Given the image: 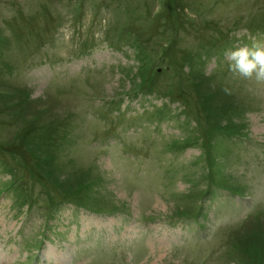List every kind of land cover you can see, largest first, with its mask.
<instances>
[{
	"label": "rangeland",
	"instance_id": "374dc122",
	"mask_svg": "<svg viewBox=\"0 0 264 264\" xmlns=\"http://www.w3.org/2000/svg\"><path fill=\"white\" fill-rule=\"evenodd\" d=\"M264 0H0V264H264Z\"/></svg>",
	"mask_w": 264,
	"mask_h": 264
},
{
	"label": "clouds",
	"instance_id": "9594fccd",
	"mask_svg": "<svg viewBox=\"0 0 264 264\" xmlns=\"http://www.w3.org/2000/svg\"><path fill=\"white\" fill-rule=\"evenodd\" d=\"M225 56L230 61L229 71L264 83V43L253 42L251 46L227 50Z\"/></svg>",
	"mask_w": 264,
	"mask_h": 264
}]
</instances>
